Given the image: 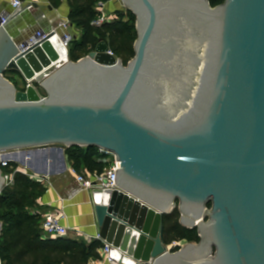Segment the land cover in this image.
Segmentation results:
<instances>
[{"label": "water", "instance_id": "95a60500", "mask_svg": "<svg viewBox=\"0 0 264 264\" xmlns=\"http://www.w3.org/2000/svg\"><path fill=\"white\" fill-rule=\"evenodd\" d=\"M122 2L137 31L126 65L103 40L77 61L66 47L60 62L56 30L31 44L11 20L0 26V194L5 153L103 149L118 161L119 190L95 188L94 211L121 255L264 264V0ZM176 207L200 240L172 252L163 216Z\"/></svg>", "mask_w": 264, "mask_h": 264}, {"label": "trees", "instance_id": "16d2710c", "mask_svg": "<svg viewBox=\"0 0 264 264\" xmlns=\"http://www.w3.org/2000/svg\"><path fill=\"white\" fill-rule=\"evenodd\" d=\"M100 1L112 0H70L69 20L81 30L79 37H73L68 44V57L77 61L95 50L100 41H105L112 53L126 65L135 56L134 43L137 39L136 17L130 11L116 10L108 13L110 23L95 27L92 22L99 16L97 5ZM212 6L224 0H209ZM59 0H53V6H59ZM10 74L6 75L15 83ZM39 87V86H38ZM24 89V88H23ZM41 93L45 94L43 89ZM67 159L73 168L80 172L86 168L90 172H102L108 166L98 161L100 157L95 147H68ZM3 175H13V183L5 185L0 194V260L2 264H88L92 259L101 258L100 240L86 242L72 239L51 238L44 235L43 217L38 212V199L47 188L43 183L34 181L28 174L17 171L18 164L9 162L1 167ZM210 206V204H209ZM180 212L176 207L163 216V237L167 244L173 242H199L196 228L190 229L180 223ZM177 250L179 246L175 247Z\"/></svg>", "mask_w": 264, "mask_h": 264}, {"label": "crops", "instance_id": "0c3cea01", "mask_svg": "<svg viewBox=\"0 0 264 264\" xmlns=\"http://www.w3.org/2000/svg\"><path fill=\"white\" fill-rule=\"evenodd\" d=\"M21 1L23 5L20 8H15L13 0H0V17L11 20L8 26L12 34L19 35L23 31V34L28 32L27 38L31 39L42 31L56 30L57 32H63L64 28L62 29L61 25L68 21L67 32L71 37H79L81 35V30L73 26L69 20L71 11L70 0H59L60 4L57 7L53 6V0ZM19 10L24 11V15L16 16V12ZM110 10L109 13H113L111 8ZM9 76L13 77L18 89L24 88L26 81L23 77L16 74H10ZM65 150L63 154L58 147L18 150L7 153L6 159L17 163L20 171L28 174L31 179L34 177L43 178L42 183L46 186L47 192L37 201V213L41 215L64 207L67 218L63 220V224L70 229L69 237L89 243L86 236L96 238L99 235V227L94 211L96 196L93 193L94 189H82L71 169L73 166L67 159ZM29 152H32L31 157H27ZM98 161L101 162L100 157ZM79 171L82 173L90 172L84 167ZM0 225H2L1 222ZM44 235L47 236L45 233ZM168 245L172 246L171 243ZM127 258V260H118L116 264H136L134 259ZM0 264H2L1 260ZM88 264L110 263L105 262L101 257L98 260H90Z\"/></svg>", "mask_w": 264, "mask_h": 264}, {"label": "built area", "instance_id": "2783aa9c", "mask_svg": "<svg viewBox=\"0 0 264 264\" xmlns=\"http://www.w3.org/2000/svg\"><path fill=\"white\" fill-rule=\"evenodd\" d=\"M109 3L100 1L97 5V9L99 11V16L95 21L92 22V25L95 27H100L105 23L111 22V17L108 14L107 5ZM23 5V2L21 0H13V6L15 8H20ZM7 22V18L0 17V26L4 25ZM62 28L66 30V35L63 37L65 46L67 47L69 42L71 41L72 37L67 32V28L69 26L68 21L64 22L62 25ZM36 37H45V34H42L41 32H38L33 38L29 40V42L35 43L38 39ZM98 153L100 155V161L104 164H107L108 166L104 169L102 172L94 171V172H77L73 167L71 168L73 173L76 175L77 181L80 183L82 189L84 190H92L95 188L101 189L103 191H115L119 190V187L114 184L113 181V172L114 169L119 168V166H116L117 160L114 158V154L111 152H108L103 149H98ZM6 155V153L4 154ZM10 161L6 158L1 159V167H6ZM17 171H20V168L17 169ZM22 172V171H20ZM5 178V185L12 184L13 183V175H3ZM35 181L42 183L43 178L41 177H34ZM43 217V230L44 233L51 238H62V237H68L70 233V229L63 224V220L66 219V214L64 211V207H60L57 210L47 212L44 214H41ZM86 239L91 242V240H100L103 244L102 248H100V254L102 259L105 262H108L110 264H116V262L119 260L116 258L117 251H119L117 248H114L112 244L107 243L106 241L102 240L99 235H97L96 238H91L86 236ZM182 242H173L171 247H177L182 246Z\"/></svg>", "mask_w": 264, "mask_h": 264}, {"label": "bare ground", "instance_id": "6f19581e", "mask_svg": "<svg viewBox=\"0 0 264 264\" xmlns=\"http://www.w3.org/2000/svg\"><path fill=\"white\" fill-rule=\"evenodd\" d=\"M65 35H66V30L63 29V32H58V34L52 40L54 43V46L56 47V49L58 50V52L61 55V61L60 62H62L66 58V46H65L64 40L62 38ZM59 63H56V65H58ZM104 197H105V195H100V196H97V199L102 200V199H104ZM116 258L119 260H121V259L127 260L128 259L127 257L121 255L120 251H117Z\"/></svg>", "mask_w": 264, "mask_h": 264}, {"label": "rangeland", "instance_id": "374dc122", "mask_svg": "<svg viewBox=\"0 0 264 264\" xmlns=\"http://www.w3.org/2000/svg\"><path fill=\"white\" fill-rule=\"evenodd\" d=\"M110 8L112 9V11H116V10H121V11H127V10H129V9H127V7H125V5H124V3L122 2V0H112V1H110V3L107 5V10H108V13H109V11H111L110 10ZM115 9V10H114ZM80 36V35H79ZM72 40V39H71ZM68 47L69 46H67V49H68ZM120 59V58H119ZM70 60V59H69ZM36 87H38L39 88V91H40V83L39 82H34L33 83ZM26 85H27V83L25 84V86H24V89H25V87H26ZM40 93H41V91H40ZM41 95L44 97L45 96V94H43V93H41ZM172 244V243H171ZM186 244V242H182V246H184ZM177 249L175 248V247H172L171 248V251L172 252H175Z\"/></svg>", "mask_w": 264, "mask_h": 264}, {"label": "flooded vegetation", "instance_id": "af4514ba", "mask_svg": "<svg viewBox=\"0 0 264 264\" xmlns=\"http://www.w3.org/2000/svg\"><path fill=\"white\" fill-rule=\"evenodd\" d=\"M210 2V1H209ZM211 4V3H210ZM219 5V4H218ZM217 6V5H216ZM181 247V246H180Z\"/></svg>", "mask_w": 264, "mask_h": 264}]
</instances>
